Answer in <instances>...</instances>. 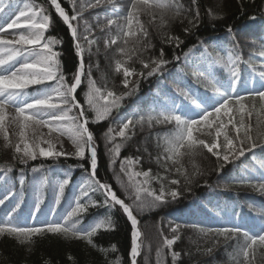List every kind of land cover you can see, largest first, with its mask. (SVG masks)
<instances>
[{
  "label": "trees",
  "instance_id": "16d2710c",
  "mask_svg": "<svg viewBox=\"0 0 264 264\" xmlns=\"http://www.w3.org/2000/svg\"><path fill=\"white\" fill-rule=\"evenodd\" d=\"M17 1L19 0H14V7ZM72 1L74 0H58L70 16L75 11ZM125 1L127 3L123 7L132 2V0ZM220 1L221 4L215 6L211 0H196L195 4H193V0H170L172 7L163 12V24L161 23L163 10L159 8H152L151 14L147 11L138 14L139 20L144 16L146 18L144 22L148 21L150 24L147 29L145 27L148 35L146 37L140 35V45H133L132 41L135 38H129V43L124 45L121 36L117 45L106 48L99 35L94 38L96 43L92 45L91 54L87 51L88 47L85 46L83 60L86 70L91 65L92 79L105 92L106 90H113L119 94L127 91L122 84L124 79L122 71L117 72L115 69L117 60L123 62L122 67L134 69V73L138 74L142 72L146 74L148 70L154 67L152 60L153 58H160L161 49L164 53L163 58L169 61L164 66L162 74L147 79L141 77L137 80L139 87L136 93L125 97L122 101L121 110L119 112L114 110L112 115L103 122H96L95 113L91 110L86 112L90 120L89 130L94 134L97 144L98 167L96 177L102 182L109 183L117 195L125 199L126 203L131 204L132 200L126 199L125 189L120 186V182L115 178L116 173L120 172V160L123 157H139L140 163L137 164L139 169L141 171L151 169V176L166 177V185L167 181L172 179L180 181L179 185H167L178 188L182 192L177 200H170L168 203L152 209L134 211L139 221L138 228L142 233L140 239L143 242L137 264H174L169 250L166 247H161L162 237L160 233L162 232L164 236L168 233L166 222L169 219L180 226V239L172 246L174 251L180 253L175 264H244V258L239 251V245L244 243L242 236L225 240L223 236L217 237L213 234L205 236L199 229L207 231L208 229L223 227H239L251 234L250 228H255L253 218L264 215L262 214L264 213V194L256 190L259 185L264 184V179L250 177L253 172L257 177H263L264 173V170L259 172V167L264 169V161L259 160V157L264 155V107H262V102L258 97L247 96L243 101L248 106L247 111L252 113L251 116L245 114V125L258 146L251 151H246L244 156L228 163L207 152L203 146L197 147L194 151H189L186 148L180 149L181 155L165 160V155H171L165 153V140L173 132V124L153 122L149 125L145 122L142 126L137 125L134 130L135 135L123 144L120 158L116 160L115 164L110 163L111 158L108 155V149L112 145L104 139V133L111 126L116 114L122 112L129 104L135 105L136 118L139 115H154L164 110L159 102H155L154 106H151L149 102L142 99L137 102L133 98L136 95H143L149 84L171 68H177L186 74L187 62L182 59L185 53L195 48L194 46L203 40L219 36L225 37L227 42H232L234 35L244 26L245 22L264 18V0ZM31 2L44 7L50 16L49 30L45 36L56 37L62 41V44H56L53 47L55 51L60 53L65 77L70 82L72 73L75 72L78 64V58L75 55L73 40L69 31L55 13L49 0H31ZM130 7L131 5L126 8L125 15H127ZM197 12L200 21L198 26L191 27L188 21ZM207 13H210V16H207ZM135 25H133L134 30L139 33V29ZM229 27L233 31L232 36L228 34L227 29ZM185 28L190 30L185 32ZM112 33H116V31ZM116 34L111 35L114 37ZM168 36L179 37L183 43L177 48L174 43L167 42ZM118 47H125V53H119ZM256 51L250 48L245 51L241 49L238 54L239 69L244 78L251 76L253 69H261V63L253 58L258 54ZM177 56L180 57L179 61L174 59ZM142 61L149 64L148 69L144 68ZM213 78L220 81L225 79L223 75L218 74L214 75ZM131 87L132 84L129 85V88ZM194 89L199 93H208L210 86L208 82H198ZM86 92L87 81L85 80L75 94L85 109L88 108ZM159 98L161 99V97ZM74 112L77 114L76 109ZM234 112V122H236L240 117L236 106H234ZM225 122L227 123V118H225ZM228 128H232L235 135L233 139H235L236 133L232 124H227L224 130L227 133ZM209 131H211V135H208ZM194 136L204 139L206 143L218 141L215 136V127L211 130L202 129L201 132L194 133ZM241 136H243V129ZM220 137H223V134ZM116 142L119 143L120 138H116ZM4 143L0 138V168L8 165L11 166L12 170L8 172L6 177H0V198H2L5 190L12 189L14 191L15 195L5 202L16 204L19 201L18 221L31 216L30 221L33 222L36 215L50 220L59 219L73 204L76 196L80 193L82 183L87 180L88 174L85 169L90 172L87 157L84 160L52 158L44 161L39 160L35 162V165L30 162L20 164L15 158L17 156L8 155L7 152H4L6 150ZM236 143L238 144V141ZM143 144L145 145L141 148ZM258 162L261 164L257 167L256 163ZM41 166V172L33 173L31 171L33 167ZM69 168L71 169L69 173L70 183L65 188L63 198L57 204L55 199L56 186L59 181L65 178V172ZM177 168L180 169V172L176 171ZM218 169L220 170L218 171ZM0 175L4 176L3 172H0ZM185 177L191 180L190 184L185 183ZM21 178H23V184L20 183ZM137 180L141 181L142 187H147L140 177H135L132 183L135 184ZM121 181L128 183V177L121 174ZM151 181L150 188L158 193L160 183L156 180ZM217 183H224L226 189L217 188L215 186ZM90 195L94 200L103 199L99 192L90 193ZM38 196L41 197V202L37 212ZM106 214H108L107 209L90 208L82 220V226L102 219ZM110 215L114 221L115 229L99 230L97 235L93 237L96 248L88 245L84 240L65 239L57 234L33 237L31 243H21L16 238L4 234L0 236V264H114L115 261H119V264H130L131 225L118 206L111 211ZM113 245H115L116 251H111ZM208 248H211L212 251L207 252L206 249ZM99 249L107 251L102 252ZM158 249L161 251L160 257H157ZM248 259L249 264H264V247L256 246Z\"/></svg>",
  "mask_w": 264,
  "mask_h": 264
},
{
  "label": "snow or ice",
  "instance_id": "6c2138e0",
  "mask_svg": "<svg viewBox=\"0 0 264 264\" xmlns=\"http://www.w3.org/2000/svg\"><path fill=\"white\" fill-rule=\"evenodd\" d=\"M105 3L111 5L113 12L117 7L115 0H94L89 3L90 8L102 7ZM196 0H193V4ZM51 5L55 7L59 17L62 18L63 23L67 26L69 34L73 40V49L78 58V64L72 79L69 82L63 71V66L60 58V53L54 50V45L62 44V41L56 37H46L45 33L49 30L50 16L47 10L37 5L31 0H24V7L16 9L18 14L13 11L14 0H0V18H3L4 23H0V33H6L9 29L20 30L14 35V39H7L4 35H0V134L7 145H11L9 141L8 130L5 124L8 119L7 108L13 107L15 114L11 116V122L15 123L20 131V142L15 144V153L19 154L16 159L20 164H27L29 160H36L38 157L58 158L61 156H74L79 160L86 158L89 162L90 172L85 169L87 180L82 183L80 193L76 196L72 205L60 216L59 219L46 220L40 226H21L16 223V213L19 209V201L8 212L6 219L0 222V236L7 234L16 238L21 243H31L33 237H43L46 234H57L65 239H79L87 242L88 245L96 248L93 242V237L97 235L98 231L114 230V221L111 219V211L119 206V209L126 216L131 224L132 245L130 249L131 264H137V256L140 254L142 241V233L138 228L139 221L134 211H144L152 209L158 205L168 203L170 200H177L182 192L175 187L167 185H179L180 181L172 179L165 183L166 177L151 176V169L143 172L133 170L134 164L140 163L139 157H123L120 160V172L116 173V180L120 182V186L125 189L127 193L126 199H131L132 203H126L125 199L120 198L117 192L109 183L102 182L96 177V170L98 167L97 144L94 139V134L89 130L90 120L86 115L88 110L95 113L96 122H103L110 117L115 110L119 112L122 108V101L125 97L134 95L139 87V81L132 82V87L129 88V77L134 74V69L129 67H122V61L117 60L115 69L117 72L123 74V87L127 91L117 93L113 90H102L97 86L96 82L91 77V65L85 67L83 60V53L85 47L81 40L87 42V51L91 54L92 45L96 43L95 39H89L92 32L91 26L84 22L83 33L78 32L79 25H74L72 21H76L78 17H82L81 12H75L70 16L65 11L58 0H51ZM172 7L170 0H132L131 7L127 11V15L123 18L125 23H118L116 20L108 19L106 25L101 27L100 31H107V38L105 39V47L117 45V41L123 37V44L129 43V38H135L132 42L134 46L140 45V35L147 36L148 33L140 24L138 14L142 11H147L151 14L152 8H159L162 11L161 23H164L163 12ZM15 18H12V16ZM134 21L139 25V33L134 30ZM200 21L199 13L197 12L191 20L188 21L191 27L198 26ZM115 27L116 36L111 35V29ZM190 29L185 28V32ZM229 36L233 35L231 27L227 29ZM168 43H174L175 47L179 48L183 41L179 37L168 36ZM150 46V45H148ZM196 47V46H194ZM235 47V42L233 44ZM203 49L202 57L209 60L212 59L208 53V45L201 41L199 45ZM99 51V49H97ZM125 47H118V52L124 54ZM264 55V52H261ZM163 49L160 52V58H153L152 67L147 73H139L144 79L150 78L157 74H162L163 68L169 61L163 58ZM185 60H187L189 53H185ZM179 61L180 57H174ZM220 64V58L214 61ZM143 63L145 69L149 68L148 63ZM18 65V66H17ZM228 71V79L220 81L215 78L209 80V86L214 94L212 105H207L203 100L192 96L189 92L178 89L179 94L186 100L190 101L191 105L198 110L197 117H192L187 113L179 112V106L173 104L165 110H161L156 114L139 115L132 114L129 117H122L118 122L120 123L119 131L113 135L114 129L110 126L104 133V139L112 146L108 149L110 156V163L115 164L116 160L120 158V152L123 144L131 140L135 135V128L137 125H143L147 122L151 125L155 123L173 124L174 130L166 138L164 159H173L181 155L180 149H188L194 151L197 147L203 146L207 152L222 159L224 162H230L229 157L233 159L244 156L246 151H251L258 145L253 141L252 136L248 132V127L245 125V114L251 116V111H247V104L244 103L245 96L236 94L238 84L241 82V73L239 69V56L233 58L232 55L228 57V64L226 65ZM255 71V69H253ZM259 75L264 79V70H261ZM87 81L86 102L88 108L85 109L83 105L77 100L76 93L84 81ZM32 86H39L35 93H29L28 89ZM249 97H258L264 107V90H256L247 94ZM234 106L240 114L239 120L234 122L235 112ZM73 109H79L78 114L73 113ZM227 118V123L225 122ZM227 124H232L236 133L235 139L230 137L227 131H224ZM39 126H45L49 132H59L61 135H67L75 145L74 153H66L63 151H55V145L50 141H42L47 143L48 147L40 146V143L35 141L29 142L27 138V130L31 128L33 135H36V129ZM215 127V136L218 139L223 134L222 143H206L204 139L194 136V133L201 132L202 129H213ZM243 129V136L241 131ZM211 135V131L208 132ZM120 138V142H116V137ZM238 141V144L236 143ZM23 144V148H21ZM247 144V147H245ZM223 150V155H221ZM175 162V161H174ZM83 167V165H81ZM11 166H4L0 168L4 177L10 172ZM220 169H218L219 171ZM33 173L42 171L41 167H33ZM180 172V169H176ZM71 169L65 172V178L58 182L56 186V203L59 204L63 198L65 188L70 183ZM121 174L128 177V183L121 181ZM143 177V184L148 185L150 180H156L160 183V189L156 190L150 187H142L141 181L133 180L135 177ZM23 178L20 183L23 184ZM185 183L190 184L191 180L185 177ZM256 187V186H254ZM261 194H264V184L256 188ZM103 197L102 200H94L90 193H97ZM15 195L12 189L4 191L2 198H0V205H4L5 201L11 199ZM41 197H37L36 211H39V203ZM90 208H103L108 210V214L104 218L91 222L88 225L82 226L84 216L89 212ZM264 214V213H262ZM179 225L171 228L174 234L172 238L164 236L161 232L162 245L169 250V254L175 264L179 258L180 253L173 250L172 246L180 239ZM195 227V226H193ZM205 236L213 234L217 237L223 236L225 240L235 239L242 236L244 243L239 245V251L244 258V264H249V256L253 254L256 246L264 247V232L261 234H250L247 230H242L239 227H223L217 229H208L207 231L199 229ZM106 252L105 249H99ZM111 251H116L115 245L112 246ZM211 252L212 249H206ZM161 256L160 249L157 250V257ZM114 264H119L115 261Z\"/></svg>",
  "mask_w": 264,
  "mask_h": 264
},
{
  "label": "rangeland",
  "instance_id": "374dc122",
  "mask_svg": "<svg viewBox=\"0 0 264 264\" xmlns=\"http://www.w3.org/2000/svg\"><path fill=\"white\" fill-rule=\"evenodd\" d=\"M213 2V4L216 5H220L221 1L220 0H211ZM94 0H76L75 3V12H81L82 13V17H78V19L75 21L74 25H79L78 27V32L83 33L84 30V22L87 21V23L91 26L92 32L89 35V39H94L95 36H101V42H104L105 39L107 38V31L105 32H101L100 29L101 27H103L104 25H106L107 20L111 19L109 17H103L102 21H99L98 15H97V10L98 9H103L104 11H108V13H112V8L111 5L105 3L102 7L99 8H90L88 7L89 3H93ZM24 4H18L17 8H23ZM107 7H110V9H107ZM16 9L14 10L15 14H18V11H16ZM210 13H207V16ZM12 18H15V16L13 15ZM0 23H4L3 18H0ZM115 28V27H113ZM20 30H12L9 29L6 33H0V35H4L5 38L7 39H14L15 36L14 35H10V33H16L19 32ZM82 44L84 45V47H88L87 42L81 40ZM18 66V65H17ZM139 79V75L137 73H134L132 76L129 77V81L131 82H135L136 80ZM39 86H32L29 89L34 90L33 92L35 93V91L38 89ZM179 88L177 87L176 90H178ZM29 92V91H28ZM33 93V94H34ZM7 113H8V119H6L5 124L8 130V137H9V141H11V145H7L6 142L3 139V135L0 134V138L5 142V146H6V150H4V152H7L8 155H13V156H18L19 154L15 153V144L20 142V137H19V127L15 124L11 122V116L15 114V109L13 107H8L7 108ZM126 118V117H125ZM120 123L118 121H116L114 123L113 129L114 132L113 134L115 135L116 132L119 131L120 128ZM228 133L229 136L232 138H234L233 136V130L232 128H228ZM27 138L29 140V142H37L40 143L41 147L47 148L48 144L47 143H43L42 141H48L50 140L54 145H55V151H63L66 153H74L75 152V145L73 144L72 140L67 136V135H61L59 132H49V129L45 126H39L36 129V135H33V130L31 128H29L27 130ZM118 137V136H117ZM218 141H214L217 143H222L223 142V137H219L217 139ZM145 144H143L141 146V148L144 147ZM21 148H23V144H21ZM221 155H223V150H221ZM86 157H87V152H86ZM55 158V157H54ZM61 159H77L74 156H61L58 157ZM239 158V157H238ZM52 158H46V157H38L36 160H29L28 162L32 163L35 165V162L39 161V160H49ZM237 159V158H235ZM18 160V159H17ZM234 160L232 158V156L229 157V161ZM19 161V160H18ZM226 163V162H225ZM134 170L137 172H141L139 171L137 164H134ZM141 178L144 180V178L141 176ZM151 183V180H150ZM150 183L147 186H150ZM220 187V186H219ZM169 224V223H168ZM174 227V226H173ZM174 234L172 233V231H168V233H166L165 236L172 238Z\"/></svg>",
  "mask_w": 264,
  "mask_h": 264
}]
</instances>
